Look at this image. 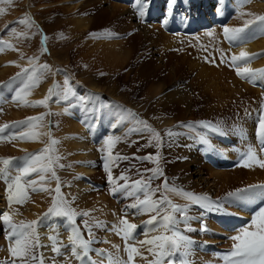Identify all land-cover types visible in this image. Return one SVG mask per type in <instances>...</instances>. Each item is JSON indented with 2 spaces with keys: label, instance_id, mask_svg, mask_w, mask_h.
<instances>
[{
  "label": "rangeland",
  "instance_id": "obj_1",
  "mask_svg": "<svg viewBox=\"0 0 264 264\" xmlns=\"http://www.w3.org/2000/svg\"><path fill=\"white\" fill-rule=\"evenodd\" d=\"M88 1L90 0H11L9 3L8 0H0V10H2L0 11V40L4 42L0 48V58L13 54V58H8L0 63V70L5 67H13L11 72H8L3 77L0 76V83L15 81L11 85L14 91H11L10 96L2 95L10 103L1 105L0 128L5 125H18L14 127L17 129V134L12 132L11 129L13 127L6 129L11 132V136L15 135L16 138L10 139L9 137L0 140V144L9 146V148L0 146V161L3 159L12 161L8 166L10 173L8 182H10L14 178L12 174L15 176L20 174L19 169L26 165L28 162L26 158L30 154L40 153L42 149L50 145L53 139L58 141L52 146L54 148L52 154L60 157L57 164L54 165V170L57 173L56 175H60V188L66 201V207L77 214L74 218L79 225H84V221H87L93 227L95 239L94 241L88 240V250H91L92 253L94 251L92 245L110 250L104 244L105 242L99 243L100 237H104L105 226L108 225L106 230L110 229L105 211L106 204L102 203L103 206H101L97 202L99 199L94 196L103 193L118 208L121 218L122 213H120L119 205L109 198L108 191L106 193L105 188L92 191L90 186L87 185L89 179L84 178L82 181V178L87 175L85 171L89 170L95 172L88 176L98 182H103L105 178L102 170L90 166L95 165L98 155L91 145L93 141L89 142L87 140L83 127L89 124L94 132L99 133L107 126V134L111 136V125L121 115L127 117L121 122L125 125L127 133H129V126L133 129L143 127L137 124V120L145 121L151 129L159 133V147L155 146L156 141L152 138L150 131L140 133L132 131L127 136H121L119 142L112 148V154L126 156L129 159L121 160L122 162L118 167L125 168L126 165L127 167L133 165L135 170H142L141 175L144 178H147V173L150 172L147 170L158 167L160 170L172 174L176 180L192 191L205 195L198 187H192L190 181L182 178V175L187 173L188 170L181 164L185 162L192 163L191 157L197 158V163L193 166L202 169L205 175L207 171L203 169L202 163L205 162L200 157L203 150L195 146L192 138L188 141V146L185 147L187 139L184 137L190 133L189 131L200 134L201 138L204 136L198 129L189 126L190 123L197 122L200 124L202 128L206 129L204 131L205 135L209 137H214L213 134L209 133L213 128L220 129L221 133L224 131L228 136L235 137L236 135L238 137L239 132L246 130L244 110L249 105L255 104L258 98L255 99L249 94H243L242 97L238 96L237 98L233 94L228 95V91L222 89L224 87L222 83H219L221 88L217 87L220 92H223L224 96L217 94L213 91V86L207 83V79L198 77V69L191 68L188 65L190 63L196 64L197 62L206 63L207 61H204L201 55L198 56L199 59L192 56L188 44L189 41L174 37L168 32L160 30V28L154 32L151 25L149 29H151L150 31L153 34H150L148 38L137 39L135 37L133 39V35L140 32L139 27L133 24L130 28H125L128 20L126 12L114 13L111 9L113 3L125 7L127 5L115 2L117 0H101L99 3L87 5ZM165 2L170 8V0L169 2L165 0ZM213 2L215 10L219 9V12L225 13L227 16L230 28H240L244 24L238 23V17L242 13L244 15L250 13L248 8H250V3L253 0L248 3H242L240 0L241 6L237 10L239 12L237 15H234L232 10L235 8L234 0H229L227 4L224 3L222 6L218 2ZM99 7L102 8L101 12H103V15L95 17ZM245 7L246 9H244ZM165 14L169 17H175V14L171 12ZM178 14L180 15L181 12L179 11ZM258 15L264 14H256V16ZM235 16L237 18L234 20ZM90 18L94 19L90 20L88 28L86 25H79L76 22L79 19L87 20ZM20 21L24 22L21 23ZM141 24L144 25L146 23L143 22ZM156 25L158 24L154 26ZM132 28H136V30L131 33L132 30L130 29ZM256 28H254V31ZM159 31L169 35L168 37L173 41L169 48H164V41H156L155 36L158 35ZM93 33L95 35H92ZM251 34L254 33L251 32ZM130 39L129 44L133 49L128 57H118L120 56L119 54L108 58L104 56L102 51L103 44L113 43L116 44L115 49H120L121 44L117 43L124 42L125 45ZM254 39L250 43L257 40V38ZM8 45H11V47H8ZM195 46L200 49V45L195 44ZM30 59L32 61L31 65L29 63ZM210 63L213 64L212 61ZM43 65H48V68H43ZM32 67L36 69L35 78L33 81H29L28 76L31 74ZM24 68L29 69V73L22 74L19 78H16L17 74L21 73ZM229 71L235 76L230 68ZM221 76L225 78V83L229 82L227 76L224 74ZM260 77L262 79L264 75H260ZM235 78L239 79L237 76ZM25 85H31L26 90L27 94L24 95L23 100L15 101L13 98L16 96L17 91L25 89ZM1 88L2 85H0ZM69 88L75 93L74 95L72 93L67 96L63 94ZM39 89L44 92L39 95H30L31 91L36 92ZM49 89H54V92L47 104L32 106L34 102L43 100L48 95ZM91 90L94 91L90 92ZM93 94L98 95L94 98ZM81 97L86 99L81 100ZM24 101L28 102L27 106ZM230 101H232L231 104H229ZM77 107L80 108L77 109ZM97 107H100L99 112L95 111ZM11 112H21V114L14 117ZM129 113L133 115H129ZM36 117H42V119L33 120L30 123H19L27 121L28 118ZM68 123H72L74 126L69 127ZM205 124H210L211 127H203L202 125ZM168 130H172L174 135L168 136ZM25 132H35L38 134V138L35 140L19 138ZM114 136L118 137L117 134H114ZM96 137L99 141L98 145L101 146L104 145V139L108 136L101 134ZM150 140H152L151 144L149 143ZM73 144L75 146L72 147ZM224 148L230 147H219L220 152H215L214 154L215 162L216 158L224 156ZM191 152L194 154L192 155ZM157 153H159L158 164L138 159L149 154L155 156ZM190 155L192 156L190 157ZM235 156L237 158L236 154ZM16 159L20 161L17 165L14 164ZM230 161L232 160L230 159ZM230 161L223 163V165ZM42 163H46V161H40L36 166L40 167ZM59 165H63V167ZM161 165L163 166L162 169ZM4 167L5 165L0 162V168ZM233 170L235 169L227 171L231 172ZM113 173H111L112 176L114 175ZM40 175L41 173L35 179H28L25 182L22 180V183L27 186L28 181L39 180ZM43 175L47 177L51 173H43ZM246 175V172L241 173V176L244 177L241 180L239 179L240 181L236 177L239 176L237 173L236 175H231L227 187L219 190H217V187L214 188L215 192H213L214 195L212 196L229 192L237 186L246 185V182L242 180L245 179ZM125 181L122 180L120 185ZM152 181V184L158 188L160 179L156 181L153 179ZM8 182L0 178V186L2 187L0 207H3V211L9 213L13 223L20 224L21 222L30 223L37 221V218L44 216L49 208L52 207L53 197L56 195V180L53 182L45 179L43 184L44 187L49 189L47 192L31 193L29 188L26 187L28 199L22 204L13 202L11 205L8 202ZM165 192L181 204L191 202L181 195L180 192L172 190H165ZM160 193L159 190L157 194ZM143 198L144 196H139L130 199V201L136 202L138 199ZM253 200L250 199V201ZM102 207H104V211L101 210L103 209ZM84 212H87L88 215H82ZM149 214V212L143 213V216ZM195 214V211L191 209L188 211V222H190L193 230L198 226ZM50 216L60 219L65 218L55 215H49V218ZM130 218L132 219L133 217ZM57 221L59 220L57 219ZM37 227L44 231L45 241L43 244L45 245L41 247V250L39 247H32L29 255L43 256V264H62L66 261L64 256H52L54 253L52 251L53 240L50 237L56 238V246L58 244L59 247H63L59 239L61 236L58 229L60 228L50 226L48 229L44 223H38ZM80 233L81 238L86 240L81 230ZM64 234L68 235L65 232ZM142 236L145 237V234ZM137 237L138 233L135 236V240H137ZM37 238V235L33 237V243L36 242ZM14 239L15 237L13 240L8 239L5 226L0 223V264H11V260L19 264H24V262L32 264L33 261L29 259V256L20 258L11 255L9 247L13 244ZM144 245L147 244L138 243L140 251H142ZM149 247L154 251V245ZM193 252L198 253L196 251ZM193 252L191 256H193ZM66 253L71 255L69 252ZM150 254L152 253L149 252L147 256L145 253V257L139 259L148 261ZM101 257L104 258V256ZM139 259H134V261L136 260L134 263L139 264ZM109 262L110 264L117 263L113 258ZM75 263L79 264L77 260ZM146 264H150V261Z\"/></svg>",
  "mask_w": 264,
  "mask_h": 264
},
{
  "label": "snow or ice",
  "instance_id": "obj_2",
  "mask_svg": "<svg viewBox=\"0 0 264 264\" xmlns=\"http://www.w3.org/2000/svg\"><path fill=\"white\" fill-rule=\"evenodd\" d=\"M10 3L11 0H8ZM176 0H170V8L169 13L171 12V5H174ZM242 3H248L250 0H241ZM137 4H141V0H136ZM2 11V10H0ZM139 15L143 16L144 13L142 11V5L141 9H139ZM243 15V13H242ZM247 15L253 16V19L246 20L243 27L240 28H230L228 26H223V35L224 38L229 41V43H245L246 42V36L244 35L245 30L248 29L249 25L257 24V28L255 32L264 35V15H258L255 16L252 13H248ZM21 23L24 21H20ZM92 35H95L93 33ZM0 43H3L2 40H0ZM8 47H11V45H8ZM46 51V49H45ZM253 57L250 56L249 53H247L244 50H241L239 55H233L231 56V64L233 66H236L238 62H244L247 63L250 61ZM207 59V58H206ZM214 62V61H213ZM226 62L225 56H221V63ZM30 65L32 64V61L30 59L29 61ZM43 68H48V65H43ZM237 75L241 76L242 78H248L250 80H255L257 75H264V70H252L247 67L241 68L237 67ZM63 71V70H60ZM29 73V69L24 68L21 70V73L17 74L16 78H19L20 75ZM36 69L35 67H32L31 74L28 76L29 81H33L35 78ZM67 83V80H66ZM31 85H25V89H21L17 91L16 96L13 98L15 101L23 100V97L25 94H27L26 90ZM54 89H49L48 95L44 97L43 100L34 102L32 106H43L46 105L48 100L51 99L53 95ZM69 93L75 94L72 92V89H67L64 91V95H68ZM98 94H93V97L96 98ZM81 100L86 99L85 97H81ZM25 105L27 106L28 102L24 101ZM106 107V106H105ZM96 112L100 111V107H97L95 109ZM129 115H133L132 113H129ZM127 117L124 115H121L118 120H116L115 123L111 125L112 128H115L120 124L123 120H125ZM42 119V117H36V118H28L25 122H19V123H30L33 120H39ZM137 124L142 125L141 128L132 129V131L137 132H143V131H150L152 133V138L156 141L155 146L159 147L160 143V136L159 133L155 132L154 129H151L149 125L143 120H137ZM17 124H13L11 126L5 125L4 127H17ZM203 127H211L210 124L202 125ZM216 131H219L217 128ZM4 132V128H0V133ZM168 136L174 135L172 130H168ZM257 136L260 138L261 142V150L264 151V115H261L259 117L258 121V131ZM4 137L0 135V139H3ZM16 138L15 135L11 136L10 139ZM19 138L21 139H28V140H35L38 138V134L35 132H25L23 133ZM121 138L116 137L114 135L108 136L104 139V145L105 148L101 149V151L106 152L107 160L105 161V167L108 169L109 175H108V181L111 183L113 181V176L111 175V165L114 164L118 160H127L129 157L126 156H119L117 155L115 158H113L112 154V148L114 145L119 142ZM58 141L51 140L50 145L45 147L41 150L40 153H34L30 154L26 159L27 163L22 168L19 169L20 174L16 175L10 182H8L9 178V170L8 166L12 163L10 159H3L2 162L5 167L0 168V178L4 179L6 182H8V202L9 205H11L13 202L16 203H24L28 199V192L26 190L27 188H31L32 191H49L46 187H44L43 182L45 181V176L43 173H51L50 179H55L57 181V187L55 189V197H53V203L52 207L49 208L48 212L45 213V217L49 215H55V216H62V217H74L77 215L74 211H72L70 208L66 207V201L64 200V197L61 193L60 188V181L59 177L56 175V172L54 170V165L57 164L60 157L58 155H53L54 152V146ZM149 143H152V140L149 141ZM245 160V163L243 166L247 167L249 164L248 161H255L259 166L264 167V162H261L257 159L256 152L249 148L248 152L244 154L242 157ZM140 160H145L148 162L156 163L159 162V153H157L155 156L149 154L144 157H139ZM40 161H46V163H42L40 167H37V163ZM60 167H63V165H59ZM147 171L152 172V176L149 178L154 179L158 178L159 176L163 175V173L160 171V169L154 168L149 169ZM34 172H39L41 175L39 176V180H31L28 181L27 186L22 183V180L25 176H29ZM120 179L127 180L128 178L125 176H121ZM121 187H131L134 189H150V184L145 183L143 180H139L134 182L132 185L125 184ZM163 188L167 190L177 191L175 188L169 189L168 182L165 180L163 184ZM257 189H260L261 191H257ZM116 188H113V192L115 193ZM180 194L183 195L187 200H190L197 204L198 206L204 208V209H213L218 210L220 205L217 201H214L209 196H197L195 194L183 192L180 190ZM128 195H132V193H128ZM229 197H237L239 199H255L257 196H264V185H250L246 188L237 189L234 192L228 193ZM167 204L169 208L171 209V212H168L162 217L161 223L165 231H171V235H160L155 236L152 239L142 241L141 243H146L149 245L155 246V251H153L152 248H149V252H151L154 256L159 257L156 259L153 264H164V261H167V264H176L175 257L177 254L181 251V249L184 250V256H189L191 254V245L193 244V241L188 238L185 233L187 231L193 230L191 229L190 222L185 223L184 229H179L177 225L179 223L185 222L188 220V209L187 206L181 207L179 205L173 204L168 198L165 196L160 200H153L151 193L146 191L144 193L143 199H138L137 203H133L130 205L132 208L141 209L143 213L148 212H156L160 205ZM175 214H179L177 217ZM82 215L87 216L88 213L84 212ZM159 215V213H158ZM157 220V216H153L148 223H153ZM0 223H3L5 226V229L8 233V239L13 240V244L9 247V252L13 257H20L23 258L25 256H29V259L33 261V264H43V258L42 257H36L35 255H29L31 252L32 247H39L38 244V238L35 243H33V237L36 235V226L40 221H32L30 223H23L15 224L12 222L11 216L7 211H4L2 214H0ZM74 224V220L72 221ZM84 225L86 228H88V222L84 221ZM158 225L157 227H159ZM137 225L131 224L127 221V219H121L120 220V226L117 228L118 234H121L122 237L127 240L131 237L132 232L135 230ZM71 232L73 233L72 236L69 237L71 245H72V254L76 255L78 257H82L87 254L88 248H89V241L84 240L81 238V233L79 231L78 227L73 226L71 229ZM153 231L157 229H152ZM201 231L206 230V227H203L200 229ZM89 228V232H90ZM50 239L53 240V247L52 251L55 252L57 255L61 254V250L59 247L56 246V238L50 237ZM233 240V245L231 251L226 254L223 259L226 261H230V264H264V209H262L253 219L251 220V224L249 227H245L242 230L239 231L237 235H234L231 237ZM81 249L82 252H78L77 249ZM129 256L128 261L131 262L133 260V254H139L138 249L135 247H131L128 249ZM103 255V253H101ZM14 264V262H13ZM26 264V262H24ZM178 264H187L186 260H180Z\"/></svg>",
  "mask_w": 264,
  "mask_h": 264
},
{
  "label": "bare ground",
  "instance_id": "obj_3",
  "mask_svg": "<svg viewBox=\"0 0 264 264\" xmlns=\"http://www.w3.org/2000/svg\"><path fill=\"white\" fill-rule=\"evenodd\" d=\"M122 1L130 3V7H125V6H122L120 4L113 3L111 6V9L113 10L114 13H116V12L117 13H123L124 11L126 12L128 20L126 21L125 28L126 27L130 28L131 26H133V24L137 25L139 27L140 32L138 34L133 35V39L135 37L137 39L148 38L150 36V34H153L150 31L151 29H149L150 21H153L157 17V14L169 13V6L167 5V2H165V0H141V4H137L136 0H122ZM213 1H215V0H208V7L206 8V10H204V7H202L200 9L199 17L204 19L203 22H205V20H207V18H208V8L210 7V3L212 4ZM99 2H101V0H90L87 2V5H91V3H99ZM141 5H142V11L144 13L143 16L139 15V9H141ZM246 7L244 9H246ZM249 9H250L249 12L254 14L255 16H256V14H264V0H253V2L250 3V8H248V10ZM218 10H216V12ZM101 11H102V8L99 7L98 13L95 15V17H101L103 15V12H101ZM216 12H214V13H216ZM137 16H139L138 19H137ZM236 18H237V16L234 17V20ZM252 18H253V16L243 14V15L238 17V23L244 24L246 20H251ZM80 19H82V18H80ZM80 19L76 22L79 25L84 24L88 28L89 22H91L94 18H90L87 20L83 19L84 22H83V20H80ZM240 20H241V22H240ZM143 22H147V23L143 25V24H141ZM180 23H182V21H180ZM188 24L190 25L191 21H188ZM86 27L84 26V28H86ZM156 29H158V27L153 26L152 30H154V32ZM187 30L189 32H191L190 28H188ZM256 34L255 35L250 34L248 40L246 39L245 43H242V44L238 43V45H239L238 49L246 51L252 57H253V55H251L252 53L256 55V56H254L255 58L253 57L250 61H248V64L246 63L247 67L252 68V69H257V70H264V54H263V52H264V35L258 36V34L257 35ZM251 35H254L257 38V40H255L256 39L255 38L254 39L255 41L250 43L249 41L251 40ZM168 36L169 35L161 32V31H159L157 36H155L156 41H164V43H165L164 48L165 49L169 48L171 46V43L173 42L171 40V38ZM210 38H213V37L204 36V39L208 40V41H206V43L209 44L208 54L212 57L213 53L215 51L219 52V48H214L213 45H210V43H211ZM130 41H131V39L128 40L125 45H124V42L117 43V44H121L120 49H115L116 44H113V43L103 44V50L102 51H103L104 56H107V58H108L109 56H114V55L117 56V54H119L120 56H118V57H128L129 53L133 49V47L129 44ZM188 44L190 46L191 54H192V56H194V58H198L199 55H201L203 57V55H202L203 50H200L197 46H195V41H189ZM254 52H256V53H254ZM12 55L13 54L11 53V55H6L5 57L0 58V63L5 61L8 58H10V59L13 58ZM258 55H260V56H258ZM192 58H190V59H192ZM120 61L122 62L121 59H120ZM188 65H190L191 68H197L198 69V77H200L202 79H207L208 80L207 83L210 86H213V91L219 95L224 96L223 92H220V90H218V87H220L219 83L223 84L224 87L222 89L228 91V95L233 94L234 97L236 96V98L238 96L242 97L243 94H249V95H252L253 98L257 99V98H259L260 94L264 91V90H261L259 88H253V87L248 86V84L246 82L242 81L239 77H238L239 79H236L235 76H233L232 73L229 71V68L226 65H219V64L213 65L210 63V61H209V63L208 62H206V63L197 62L196 64L190 63ZM12 70H13V67H10V68L5 67L2 70H0V76L3 77L8 72H11ZM222 74H224L225 76L228 77V81H229L228 83H225V78H222V76H221ZM256 78H258L259 81H261L264 84V77H262V79H261L260 75H257ZM239 80H241V81H239ZM43 92L44 91H41V89H39L36 92L31 91L30 95H39ZM231 103H232V101L229 102V104H231ZM11 114L14 117H16V116H19V114H21V112L20 113L11 112ZM244 119H245L244 122H245V127H246L245 131H247V134H248L247 137H249V135H251V133H252L253 122L246 119V118H244ZM67 125L69 127L74 126V124H72V123H68ZM236 134H238V133H236ZM246 141H247V139L239 140L238 146L236 149L224 148L223 149L225 151L224 156L216 158V163L218 165H223V163L230 161V159L231 160H233V158L235 159V157H236L235 154L237 152V149H239V147H242ZM0 146H5V148H9V146L7 144H0ZM73 146H75V144H73L72 147ZM223 150H222V152H224ZM193 154L194 153H192V155ZM192 155H190V157ZM191 158H192V163H186L185 162V163L181 164V165L185 166L186 170H188L187 173H184L182 175V178L184 180L190 181V185L192 187H195V188L198 187L205 195H208V196L214 195L213 192H215L214 188H216V187H217V190H219L221 188L224 189L225 187H227L228 180H230L229 178L231 177V175H236V173L239 175V176H236L238 178V181H240L241 178L244 177V176H241V173H243V172L247 173L245 179H242L246 182L245 184H247V183L249 184L252 182H264V167L259 166V164H257V163L249 165L248 168H237V169L235 168V170H233L231 172H229L227 170H217V169L212 168L211 166H209L206 163H202L203 169L207 170L206 175H205V172H203L202 169L196 168L195 166H193L194 164L197 163V160H196L197 158L196 157H191ZM94 172L95 171H93V170L85 171V173L87 175H91ZM1 190H2V187L0 186V195H1ZM94 197L99 199L97 202H98V204L100 203L101 206H103L102 203L106 204L105 211H106L108 222L110 220H112L116 226H119L121 217L119 214V210L115 206V204L111 200H109L103 193H100ZM0 200H1V198H0ZM250 202H252V201H250ZM2 208L3 207H0V214H2V212H4ZM102 208L103 209H101V210L104 211V207H102ZM217 216L218 215H216V217ZM16 218H18V217H16ZM50 218H53V217L50 216ZM56 219H57V217H56ZM240 221H241L240 219L234 218V220H228V224L230 226H234V225L240 224L241 223ZM109 227H110V229H112V222H111ZM49 228H50V226L48 227V229ZM110 229H108V230H110ZM38 233H39L40 240L42 241L41 246H44L45 245V244H43V242L45 241L44 231L38 227ZM63 234H64L63 231L62 232L59 231V235L61 236L59 239H60L61 243L62 242H64V243L69 242L70 241L69 237H70V235H72V233H70V235L69 234L63 235ZM103 235H104V238L106 240V242L104 244L107 245L108 248L110 249L109 251L112 252L113 260H115L117 262L116 264H125L126 263L125 262V249H124L123 239L116 237L114 232H105L104 231ZM205 237L207 239H210V240L213 239L212 235H206ZM134 239H135V237H134ZM62 245H63V243H62ZM149 246H151V245H144L142 247V251L145 252L147 256L149 255V251H148V249L150 248ZM57 247H59L58 244H57ZM59 248L62 249L61 247H59ZM192 252H191V254H192ZM69 253L71 255H73L72 251ZM193 253L194 254L192 257H193V259H195V261H194L195 264H217V259L215 258V256L213 254H200V253H195V252H193ZM73 256H75V255H73ZM64 258H65V256H64ZM148 258H150V257H148ZM139 260H140L139 264H146L147 262L150 261V259L148 261L145 259L144 260L139 259ZM92 261L94 263L98 264L94 260H92ZM107 262L110 263L109 261H107ZM80 264H85V263L81 262ZM134 264H138V263H134Z\"/></svg>",
  "mask_w": 264,
  "mask_h": 264
}]
</instances>
